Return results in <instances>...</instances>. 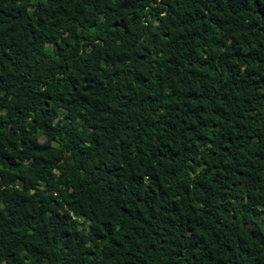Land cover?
Listing matches in <instances>:
<instances>
[{
    "label": "trees",
    "instance_id": "obj_1",
    "mask_svg": "<svg viewBox=\"0 0 264 264\" xmlns=\"http://www.w3.org/2000/svg\"><path fill=\"white\" fill-rule=\"evenodd\" d=\"M0 264H264V0H0Z\"/></svg>",
    "mask_w": 264,
    "mask_h": 264
}]
</instances>
